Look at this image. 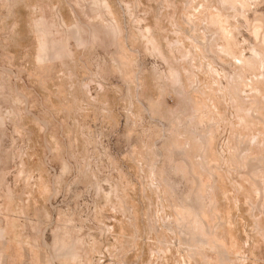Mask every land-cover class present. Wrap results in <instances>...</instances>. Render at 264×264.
Here are the masks:
<instances>
[{
  "label": "rangeland",
  "instance_id": "1",
  "mask_svg": "<svg viewBox=\"0 0 264 264\" xmlns=\"http://www.w3.org/2000/svg\"><path fill=\"white\" fill-rule=\"evenodd\" d=\"M0 264H264V0H0Z\"/></svg>",
  "mask_w": 264,
  "mask_h": 264
}]
</instances>
